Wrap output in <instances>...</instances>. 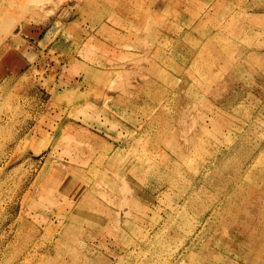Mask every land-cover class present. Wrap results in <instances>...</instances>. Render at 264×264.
Wrapping results in <instances>:
<instances>
[{
    "label": "rangeland",
    "instance_id": "374dc122",
    "mask_svg": "<svg viewBox=\"0 0 264 264\" xmlns=\"http://www.w3.org/2000/svg\"><path fill=\"white\" fill-rule=\"evenodd\" d=\"M171 1L192 5L194 22L165 0H0V264H240L227 247L264 234V7L229 19L254 0ZM192 132L194 165L222 171L211 183L194 176L193 209L140 171L172 172L170 140ZM236 143L247 145L239 163L218 166ZM121 200L134 223L114 221ZM181 212V238L169 242ZM193 232L190 254L180 247Z\"/></svg>",
    "mask_w": 264,
    "mask_h": 264
},
{
    "label": "bare ground",
    "instance_id": "6f19581e",
    "mask_svg": "<svg viewBox=\"0 0 264 264\" xmlns=\"http://www.w3.org/2000/svg\"><path fill=\"white\" fill-rule=\"evenodd\" d=\"M160 2L162 1V0H159ZM180 1V0H179ZM194 0H190V3L191 2H193ZM165 2L166 3H168L167 5H166V7L164 8L165 10L164 11H166V10H168L169 8V12H173V13H175L176 14V16H177V18H181V19H183L185 16H188V17H190V16H193L192 17V22H194V14H193V9L191 8V6L192 5H187V4H184V3H182V2H180V4H178V2L176 1V2H173V1H171V0H165ZM158 0H154V4H157V7L156 8H159V6L160 5H158ZM160 4V3H159ZM174 4V5H173ZM261 5L264 7V0H254V2L253 3H251V4H246L242 9H238V10H234L231 14H229L228 15V17H229V19L230 18H232L233 16H238V17H242V16H247V15H253V14H255V12H256V10L258 9V8H260L261 7ZM249 8V9H248ZM137 9H138V7H137ZM139 10V9H138ZM148 10L149 9H147V10H145L143 13H148ZM250 10V11H249ZM151 11L152 12H155V9H151ZM138 12V11H137ZM163 12V11H162ZM180 15H182V16H180ZM162 17V16H161ZM247 22V21H246ZM194 24V23H193ZM249 24H251V23H249ZM177 26V25H176ZM174 28H175V26H173ZM179 27V26H178ZM240 27V24H237V25H235L234 26V28L235 29H238ZM241 29L242 28H246V25L243 23L242 25H241V27H240ZM164 30V29H163ZM170 30V29H169ZM175 30V29H174ZM159 32V31H158ZM152 36L153 35H155V34H151ZM165 38L164 39H166L165 41H167V40H169V38H170V35H169V32H166L165 34ZM162 41V40H161ZM167 50V49H166ZM165 50V51H166ZM191 49H187V51H190ZM227 52V57H226V60L230 57V55H231V52H232V50H228V51H226ZM162 53H164V51L162 52ZM161 53V54H162ZM188 53V52H187ZM165 55V54H164ZM188 55V54H187ZM158 58V57H157ZM191 58V57H190ZM181 59V64H184V65H186L188 62H187V60H188V57H183V58H180ZM156 60V59H155ZM165 64V63H164ZM260 64H262V62L260 63ZM264 64V63H263ZM189 66L192 68V69H194V62L192 61V62H190L189 63ZM178 68V67H177ZM164 69V68H163ZM181 69V68H180ZM186 69V68H185ZM177 70V69H176ZM179 70V69H178ZM190 72V71H189ZM164 73V72H163ZM177 73V72H176ZM189 75V74H188ZM192 83V82H191ZM170 84H171V82H170ZM193 84V83H192ZM193 86V85H192ZM173 89V88H172ZM148 91V90H147ZM187 92V91H186ZM189 92V91H188ZM187 92V93H188ZM215 93L213 94L214 96L215 95H217V90L216 91H214ZM150 93V92H149ZM192 93V92H191ZM177 94V93H176ZM194 94V93H193ZM184 95V94H183ZM192 95V94H191ZM178 96V95H177ZM176 96V97H177ZM192 97V96H191ZM218 96H215L214 97V99L215 100H217L218 98H217ZM149 98H150V96H149ZM187 99H189V98H187ZM186 99V100H187ZM191 99V98H190ZM193 100V99H192ZM179 101V100H178ZM140 102V101H139ZM196 102V101H195ZM199 102V101H198ZM137 103V102H136ZM145 103V102H144ZM176 103V102H175ZM135 105V104H134ZM152 105V104H151ZM164 105V104H163ZM162 105V106H163ZM153 106V105H152ZM174 106V105H173ZM241 106H243V105H236L233 101H230V104H229V106L228 107H231V109L233 110V112L232 113H240V107ZM154 107V106H153ZM141 108H143L142 107V105H141ZM242 108V107H241ZM142 110V109H141ZM157 110V109H156ZM241 110H243V109H241ZM158 111V110H157ZM210 115V114H209ZM197 117V116H196ZM257 118V117H256ZM258 119V118H257ZM186 120V119H185ZM260 120V119H259ZM229 121V120H228ZM255 121V120H254ZM229 123H230V129L228 130V132L230 131V130H233V129H235L236 128V121L234 122L233 121V119H230V121H229ZM204 125V124H203ZM254 126H256L257 127V125L255 124ZM259 126V125H258ZM138 129V128H137ZM139 129H140V127H139ZM149 131V130H148ZM257 131V130H256ZM202 132V131H201ZM193 133V132H192ZM261 133V132H260ZM260 133H258V134H260ZM184 134V133H183ZM218 138H219V136H218ZM217 138V140H219ZM214 139V138H213ZM223 139V138H222ZM226 139V138H225ZM224 139V140H225ZM185 140V142L183 143V144H179V143H176V141H174V140H170V146H172V148L174 149V152L173 153H175V156L177 157V159H167L166 160V162H167V166H171V164H175L176 165V167L175 168H173L172 169V172L170 171V170H166L165 168H163V170H161L160 168H159V166H145L144 168H142L140 171H141V174L143 175V176H145V175H147V176H151V177H153V178H155L156 179V181L157 180H162L163 182H166V183H168V184H173V186H175L176 187V192H175V196H182V198H180V201H183V203H186L187 202V204L189 203V205L192 207L191 209H193L194 208V204H199V201H200V199L199 198H196L195 200H194V198L193 199H190V197H189V195H190V193H189V188H191L192 186H194V176L195 177H197V178H203V179H210V181H209V183H211L212 181H214V178L215 177H218V174L219 173H221L222 174V171L221 170H218L217 171V169H218V167H215V165L216 164H214V163H212V164H205V163H202L201 165L203 166V167H201L200 169L198 168V167H196L195 165H194V160H193V157L195 156H193V154H194V152L196 151V149L198 148V141H199V138H198V136L197 135H194V133H193V135L192 136H188V137H186V139H184ZM215 140V139H214ZM228 141H229V139H228ZM214 143H218V142H214ZM226 143H228V142H226ZM219 144V143H218ZM230 144L231 143H228V145L230 146ZM243 144V143H242ZM242 144H239V145H242ZM211 145H213V144H211ZM239 145H237V143H236V145L235 146H232V147H229L227 150L226 149H224V150H226L223 154H221L220 156H219V154L220 153H218L217 155V157H216V162L215 163H217V161H218V166H219V163H223V162H227V160H228V158H230V157H233V158H235V162L234 163H239V161L241 160V153L243 154V152H244V150H245V147L247 146H240V147H237V148H234V147H236V146H239ZM159 148V147H158ZM227 148V147H226ZM69 149V148H68ZM67 149V150H68ZM194 149H195V151H194ZM194 151V152H193ZM155 152H156V150H155ZM165 152V151H164ZM142 153V152H141ZM162 153V152H161ZM77 154V153H76ZM166 154V153H165ZM155 155V154H154ZM158 156H159V154H158ZM161 157H162V155H161ZM199 157V156H198ZM89 158V157H88ZM149 158H150V156H149ZM148 158V159H149ZM164 158H166V157H164ZM201 159V158H200ZM213 160H214V158H212ZM161 160V159H160ZM163 160H165V159H163ZM162 160V161H163ZM212 160V161H213ZM70 161V160H69ZM103 161V160H102ZM152 161V160H151ZM200 161V160H199ZM72 162V161H71ZM86 162V161H85ZM148 162V161H147ZM153 162V161H152ZM231 162V161H230ZM100 163H101V160H100ZM100 163H98V164H100ZM105 163H106V160H105V162H104V165H105ZM209 163V162H208ZM237 163V164H238ZM84 164V163H83ZM89 163H87V165H88ZM147 164V163H146ZM101 165V164H100ZM182 166V168L186 171V172H188L189 174L187 175V176H184V177H182V176H180V177H176V174H178V172L179 173H182V171H181V169H180V167ZM90 167V166H89ZM103 167V166H102ZM121 167V166H120ZM213 167H215L214 168V170H212V168ZM99 169V168H98ZM97 169V170H98ZM109 169H111V168H109ZM128 169V168H127ZM157 169V170H156ZM211 169V170H210ZM92 170H94V169H92ZM132 170H134V169H132ZM200 170V174H199V176H196V174H197V172ZM135 172V170L133 171V173ZM224 172V171H223ZM130 173V172H129ZM136 173V172H135ZM245 173V172H244ZM260 174L261 175H264V169H262L261 168V170H260ZM132 175V174H131ZM93 176V175H92ZM138 176V175H137ZM94 177H96V179H97V182H99V183H102V184H105V183H109L108 185L110 186V185H116V179H114V178H112V177H110V178H108L106 175H104V174H98V175H96L95 174V176ZM117 178V177H116ZM243 179V178H242ZM181 180H183V186H181L182 185V183H181ZM189 183V184H188ZM208 183V182H207ZM208 183V184H209ZM186 184V185H185ZM106 186H107V184H105ZM187 185H190L189 187H186ZM239 185V184H238ZM179 186V187H178ZM181 187V188H180ZM237 189V188H236ZM253 191V190H252ZM241 193H243V192H241ZM254 193H255V191H254ZM232 194V193H231ZM240 194V193H239ZM183 195H185V196H183ZM237 195V194H236ZM246 195V194H245ZM255 195H256V193H255ZM237 196H239V195H237ZM243 197H246L247 198V196H243ZM228 198H230V197H228ZM234 198V197H233ZM253 198V197H252ZM261 198V197H260ZM241 199H242V196H241ZM189 200H190V202H189ZM251 200H253V199H251ZM242 201H244V200H242ZM246 201V200H245ZM177 202H179V200H177L176 199V201H175V203H177ZM236 202V201H235ZM254 202V201H253ZM117 203H120V210L121 211H123V213H124V217L123 218H121V216H120V214H118L117 213V216L116 217H114V221L116 222V223H134V222H129V219H127V217L126 216H128L129 215V211L127 210V209H125V212H124V209L122 208V206H123V203H124V200L122 201H119V202H116L115 204H117ZM131 203H132V201H131ZM85 204H86V202H85ZM225 204V203H224ZM242 205H244L243 203H241ZM235 205V204H234ZM231 206H229L228 208H230ZM233 208H235L234 206H232ZM244 207V206H243ZM240 208V207H239ZM222 209V208H221ZM234 210V209H233ZM110 211H111V209H108V212H109V214H110ZM237 210H235L234 212H236ZM242 211V210H241ZM221 212V211H220ZM240 212V211H239ZM238 212V213H239ZM115 213V212H114ZM114 213H113V215L112 216H114ZM222 213V212H221ZM237 213V212H236ZM116 214V213H115ZM220 214V213H219ZM224 214V213H223ZM248 214V213H247ZM216 217H218V216H215V218ZM186 217H185V213L184 212H181L180 213V219L179 220H174V219H172V220H170L172 223L170 224V226H171V228H170V232H169V235L168 236H166L165 238H166V240L167 241H169V242H171V241H173V239H175V238H178V239H180L181 238V235H182V226L179 224V223H181V222H185L186 221V219H185ZM219 218V217H218ZM212 220V219H211ZM213 221V220H212ZM235 222H236V220H234ZM235 222H233V223H235ZM221 223H232V221H230L229 219L227 220V219H224V220H222V222ZM225 225V224H224ZM241 226V225H240ZM128 227H129V229L130 230H132V232H133V229H134V225L132 224H128ZM243 227V226H242ZM177 228V229H176ZM219 228V227H218ZM237 228V227H236ZM245 228V227H244ZM215 229V228H214ZM226 228L224 227H222V230L223 231H221L222 233L224 232V230H225ZM242 229V228H241ZM216 230V229H215ZM227 230V229H226ZM229 230H231V229H229ZM237 231V230H236ZM264 232V231H263ZM136 235H140V234H143L144 232H143V230H136ZM224 234H227V233H225L224 232ZM189 237H187L186 239H184L185 241L183 242V245H182V247H180V249H185L186 248V250H188V252L190 251V254H192V253H194V250H192V246L194 245V232L192 233V234H189L188 235ZM249 238H250V240H247V241H245V240H242L243 241V244L244 245H242V241H241V243L239 242V241H237V242H234V243H232L229 247H227V253L228 254H230V252L233 250V252L232 253H234L235 252V258H239L240 260H241V263L240 264H261V263H263L264 262V234L263 233H260L258 236H256V234L255 235H252V233H250L249 234ZM221 239V238H220ZM208 240V239H207ZM222 240V239H221ZM180 241V240H179ZM183 241V240H182ZM210 241V240H209ZM215 241V240H214ZM168 242V243H169ZM175 242H176V240H175ZM217 242V241H216ZM163 244V243H162ZM176 244V243H175ZM174 244V245H175ZM179 244V243H178ZM164 246H165V244H163ZM180 245V244H179ZM205 244H203L202 246H204ZM212 246H211V249H214L215 248V245H216V243L214 242V243H212L211 244ZM162 246V245H161ZM161 246H159V247H156L155 249H154V252L153 253H156V254H159L160 252H161ZM164 246H162V247H164ZM172 246V245H171ZM176 246H177V244H176ZM235 246H238V249H236L235 250ZM153 247V246H152ZM201 247V246H200ZM199 247V248H200ZM205 247V246H204ZM130 248V247H129ZM177 248V247H176ZM150 249V248H149ZM168 249V248H167ZM210 249V248H209ZM169 250V249H168ZM173 250V249H172ZM216 250V249H215ZM174 251V250H173ZM202 251V250H201ZM238 251V252H237ZM213 252V251H212ZM163 253V252H162ZM165 253V252H164ZM163 253V254H164ZM198 253V252H197ZM206 253V252H205ZM208 253H210V252H208ZM194 255V254H193ZM213 255V254H212ZM222 255V254H221ZM195 256V255H194ZM153 257V256H152ZM151 257V258H152ZM190 257V256H189ZM203 257V256H202ZM210 257V256H209ZM222 257V256H221ZM141 258V257H140ZM149 258V257H148ZM158 258V257H157ZM207 258V257H206ZM226 258V257H225ZM156 259V258H155ZM165 259H166V257H165ZM191 260V259H190ZM199 260V259H198ZM212 260V259H211ZM210 260V261H211ZM229 261H224L222 264H233L232 263V258H229L228 259ZM238 260V259H237ZM140 261V260H139ZM151 261V260H150ZM194 261V260H193ZM205 261V260H204ZM207 261V260H206ZM146 262V261H145ZM149 262V261H148ZM168 262V261H167ZM181 262V261H180ZM188 262H189V260H188ZM83 264H85L84 262H82ZM190 263V262H189ZM194 263V262H193ZM199 263H200V261H199ZM210 263H212V264H219L218 262H216L215 260H212ZM133 264H137V262L136 261H134V263ZM147 264V263H146ZM188 264V263H187ZM205 264V263H204ZM235 264H236V262H235Z\"/></svg>",
    "mask_w": 264,
    "mask_h": 264
}]
</instances>
